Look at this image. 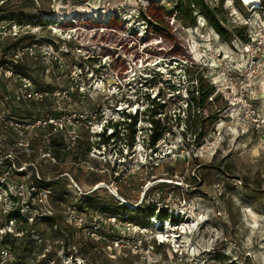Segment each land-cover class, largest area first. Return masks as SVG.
<instances>
[{"label": "rangeland", "instance_id": "rangeland-1", "mask_svg": "<svg viewBox=\"0 0 264 264\" xmlns=\"http://www.w3.org/2000/svg\"><path fill=\"white\" fill-rule=\"evenodd\" d=\"M170 1L0 2V31L10 24L12 9L22 20L18 38L0 39V66L8 69L17 40L19 47L32 44L34 57L24 56L15 70H25L42 91L70 92L73 101L63 99L60 106L77 114L67 126L80 135L78 144L69 146L56 132L45 135L48 127L35 129L32 157L17 153L9 188L16 194L20 188L27 200L31 181L38 180L37 186L53 181L43 203L29 200L41 208L39 214L50 210L56 218L41 215L31 223L27 217L35 213L22 210L24 233L8 242L19 254L24 249L25 258L47 248L55 264L63 255L84 264H264V10L255 12L242 0L224 3V26L251 38L246 47L241 38H222L200 14L196 27L172 20L177 3L172 8ZM144 71L161 82L149 90L130 87ZM166 81L179 90L170 93ZM17 85L14 78L4 80L1 109L3 93ZM193 86L196 100L203 99L199 111L185 101ZM148 91L157 104L163 96V113L154 124L162 134L157 153L149 147L151 124L141 114L148 109ZM51 102L12 107L17 116L36 112L35 119L53 111ZM136 111L135 131L107 138L113 123ZM53 141L63 142L62 148L49 144ZM19 166L26 169L18 172ZM59 193L65 202L58 201ZM18 200L20 209L24 199L18 195ZM119 204L156 210L154 217L140 212L137 223H128L132 215L119 211ZM165 210L180 222H164L169 242L158 244L154 224ZM7 217L0 212L1 226Z\"/></svg>", "mask_w": 264, "mask_h": 264}, {"label": "built area", "instance_id": "built-area-1", "mask_svg": "<svg viewBox=\"0 0 264 264\" xmlns=\"http://www.w3.org/2000/svg\"><path fill=\"white\" fill-rule=\"evenodd\" d=\"M178 1L180 0H171L168 5H171V7L174 8V5ZM221 1L222 0H205V2L211 7L220 5ZM226 1L227 0H225V2ZM242 1L244 5L253 7V10L255 12L264 10L262 0H250V4H247L246 0ZM175 18L177 17L176 12L174 11L171 19L175 20ZM141 21H143L144 24L146 23V20L144 18H141ZM20 33L21 29L18 26V23L12 22L4 28V31H0V39L8 35H11L14 39H16L19 37ZM256 37L258 38L259 34H256ZM250 42H245L244 45L246 47H251ZM34 55V48L31 45L18 47L14 49L7 58L8 61L5 63V65L8 67V69H4L3 66H0V86H2V83L6 79L14 78L18 82V85L14 90L8 89L3 93V102H5L6 107L5 109L0 108V168L3 169L0 172V212L8 215V220L4 224V226L0 225V264L56 263L55 259H52V257H48L51 253V250L47 248L45 249V253L42 255L37 253L35 250L32 252L30 258H25V256L28 254H26L24 249L21 250L23 251V254H19L11 245V243L8 242L9 237L21 236L24 233L21 227V223L23 224L24 221L20 217L23 209H26L27 214L35 213L34 215L27 217L29 218L28 221H30L31 223H33L35 218L40 217L41 215H43V218L52 217V212L50 210L46 213L39 214L41 208L36 206L35 204H31L29 200L37 199L40 203H43V196L46 195V193L49 194V189H38L36 185V181L38 180H33L27 187L30 197L25 200V193L23 192L22 194V190H20V188H18V194L14 193L13 190L9 188L8 181L10 180L13 168L17 169V153L22 150L23 153L28 152V156L30 158L32 157V148L30 144L35 134V129L51 127L53 132L62 133L65 136L69 146L77 145L80 136L79 131L75 128V126H67L68 123L73 124L72 119L75 118L77 114H67V111L64 109V107L60 106V101H63V99L69 100L70 102L73 101L71 93L67 92L66 89L61 87L55 88L51 91H42L36 87V83L30 75H24L15 70V67L24 56L34 57ZM140 63V67L143 68L144 62L140 60ZM156 65L158 66L159 64ZM148 75L151 74L147 73V71H144V73L141 72V76L139 75L138 81L132 82L133 85L139 84V81H143L142 78L151 80L150 77H147ZM132 83L129 84L130 87L132 86ZM141 85L143 86V84ZM81 97L84 96H79V98ZM46 99H50L52 101L51 107L55 114L50 111L42 113L39 118L35 119L20 118L15 114L12 107L13 103L30 104L33 101L42 102ZM56 104L57 107L59 106V108L55 107ZM74 104L77 105L76 102ZM78 117H82V114L79 113ZM24 169L26 168L19 166V169L17 171L23 172ZM20 175L22 174L20 173ZM18 195L21 197V199L22 197L24 199V201H22L24 203L20 209L18 207V203H15L19 202ZM166 222L168 221H165V223ZM165 223H161L158 221L157 224H154V227L159 230L160 237H156L158 244H165L169 242L168 239L163 238L165 237L163 233V224ZM176 241L177 240L172 241L173 247L176 246ZM59 259L60 264H84V260H82L81 258L73 257L72 255H63L60 256Z\"/></svg>", "mask_w": 264, "mask_h": 264}, {"label": "trees", "instance_id": "trees-1", "mask_svg": "<svg viewBox=\"0 0 264 264\" xmlns=\"http://www.w3.org/2000/svg\"><path fill=\"white\" fill-rule=\"evenodd\" d=\"M0 2H2V4H4L6 2V0H0ZM224 3H225V0H222L221 4L219 6L213 8L210 5H208L205 2V0H180L177 2L176 9H175L176 17L178 20H181L185 24H188V26L196 27L197 26V16H199V14H200L201 16H203L207 20L208 26L212 27L222 38L228 40L229 38L238 37V38H241L244 42H250L251 38L244 36L243 31H238L237 33H235L234 31L229 30V28L224 26L223 19H222L224 17L223 16L224 15ZM262 4H263V9H264V1L262 2ZM8 17H9L10 23L22 22L21 14H20V11L18 9H15V10L12 9L10 11ZM20 41H21L20 39L17 40L14 43L13 47L18 48L20 46ZM83 68H85V67L81 66V69H83ZM92 69H95V68H92ZM16 71L21 73V74H24V75H29L25 72V70H21V71L16 70ZM97 71L98 70H96V72ZM172 75L174 76L175 74L172 73ZM142 79H143V81H139L138 83L143 84L144 88L148 89V90L156 87L157 84L159 82H161V78H159V77H157L155 79H151V80H146L145 78H142ZM189 81L191 83L194 82V80L192 78ZM35 83L37 84V83H39V81L36 80ZM165 83L167 84V89L169 90L170 93H173L174 91L179 90L176 88L175 84L171 85L170 81H166ZM132 85H133V83H132ZM192 85H197V84H192ZM192 88L193 89L189 90V97L186 98L187 100H185V101L187 103L191 102L192 104L194 102L195 108L199 111L200 109H203V105H202L203 99L196 100L195 93L196 92L199 93V91L194 90V86ZM45 91H47V90H45ZM144 97H145V101L148 104V109L146 111L142 112L141 114L147 116V118H144V120L151 124V127L149 128V131L151 132V135L149 136L150 137L149 147L152 149V152L157 153L158 152V147H157L158 141L161 139L162 134H159L158 126L154 127V124L158 125L159 119H155V118L157 117L158 114L163 113L161 111V109L163 108L164 105L160 103L162 101L161 98H163V96L162 95L159 96L158 104L156 103L155 97L151 98V94L149 93V91L145 92ZM28 105H30V104H28ZM187 107H188V105H187ZM190 109H192V108H190ZM13 110H14V108H13ZM14 112H15V110H14ZM51 112L53 114H55V112H53V111H51ZM18 115L20 118H33L37 114H36V112H28V113L21 112V114H18ZM139 115H140V113H138V111H136L135 114L126 113L124 115L123 120L117 121L111 125L114 132L111 133L110 135H108L107 138L108 139H117L118 135H119V137H121V135L124 133V131L128 130L129 128L134 129L136 124H137ZM188 117H190V118L193 117V114H191V112H190L188 114ZM108 126H110V125H108ZM46 129L48 132L45 135L51 136L53 133L52 128L48 127ZM133 131H135V129ZM58 134L62 135V138H65V136L62 133H58ZM103 136H104V134H103ZM199 137L200 138L205 137V132H201L199 134ZM133 138H134V136H133ZM55 141H57V139ZM55 141H53L52 143H49V144H51L53 147H56V148H58V147L62 148L63 142H56L55 143ZM55 157H58V155L55 154L54 158ZM41 181H43V183H46V184H43L42 186H37L38 189L51 188L53 185V181L48 182L47 180H44V179ZM193 181L195 184L196 179L194 178ZM55 183H57V182H55ZM61 196H62V194H60L59 197L57 198L58 201L65 202V198L61 197ZM118 209L121 212L124 211V212H127V214L130 213L132 215V216H127L125 221H128V223H137V220H136L137 213L141 212V213H145L147 217H154V212L156 210V206H154L149 211V209H144V207H140V208L136 209V208L129 207L128 205H120L119 204ZM78 210L80 212L86 211L83 206H80L78 208ZM112 215H113V217L114 216L117 217L120 215V213H112ZM159 215H160V219L158 221L161 223H164L165 221H170L172 224H178L180 222V220H178L176 218V216H174L172 213L168 214V212L166 210H165V212H162ZM46 219L56 221L55 217H47ZM146 223H140V224L145 225Z\"/></svg>", "mask_w": 264, "mask_h": 264}, {"label": "bare ground", "instance_id": "bare-ground-1", "mask_svg": "<svg viewBox=\"0 0 264 264\" xmlns=\"http://www.w3.org/2000/svg\"><path fill=\"white\" fill-rule=\"evenodd\" d=\"M247 4H250V0H246Z\"/></svg>", "mask_w": 264, "mask_h": 264}]
</instances>
